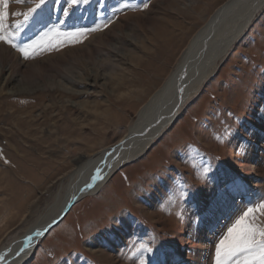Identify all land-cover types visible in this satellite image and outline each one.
<instances>
[{"label":"rangeland","instance_id":"rangeland-1","mask_svg":"<svg viewBox=\"0 0 264 264\" xmlns=\"http://www.w3.org/2000/svg\"><path fill=\"white\" fill-rule=\"evenodd\" d=\"M228 1L89 0L69 8L68 0H47L18 44L52 28L107 26L78 40L52 33V44L28 59L0 42L5 61L16 57L33 73L60 53L72 56L78 82L75 95L58 80L26 91L6 85L0 64V249L27 234L84 162L129 136L140 109ZM30 6L9 0V24ZM91 47L99 52L75 56ZM202 87L164 136L74 205L26 264H215L227 229L264 200V9Z\"/></svg>","mask_w":264,"mask_h":264},{"label":"bare ground","instance_id":"bare-ground-1","mask_svg":"<svg viewBox=\"0 0 264 264\" xmlns=\"http://www.w3.org/2000/svg\"><path fill=\"white\" fill-rule=\"evenodd\" d=\"M262 9H264V0H230L218 9L216 14L208 20L205 27L192 39L177 67L162 88L151 97L148 104L140 109L138 119L128 130L129 136L125 137L117 146L108 148L84 162L63 189L64 192H60L61 195L49 207L48 212L28 228L27 234L10 246L0 249V256L4 257L3 260H0V264H26L34 256L40 240L44 238H39V235L46 231L71 203L77 201L76 204H78L82 199L84 200V198L101 192L119 167L141 157L155 145L176 122L183 108L193 99L192 97L198 94L201 87L213 77L218 66L227 58L233 45L248 29ZM1 50H4V46ZM92 50H95V53L99 52V48L91 47L86 48L82 54L79 51L75 56L81 61L86 56V51L91 52ZM1 54L0 64L7 69L9 74L5 82L6 85L14 82V84L17 83L24 88L26 87V91H31L33 85L39 86L40 83H43L45 89L48 86L45 85L48 80L51 83L58 80L61 82L64 93L75 95L74 93L77 91L75 86L78 82L72 77L77 66L72 64L74 62L72 56H64L60 53L58 57L63 59L57 58L52 62L53 65L48 67L38 66V73H33L30 66L24 67L19 62L20 60H14L16 57L11 58L8 63L7 60L5 61V56ZM56 55L58 54L52 56L56 57ZM32 68L34 67L32 66ZM61 80L67 85L63 84ZM56 83L58 84V82ZM20 110L22 111V109ZM97 168L102 170V179L93 181L92 176ZM88 184L93 186L89 188L87 187ZM66 193H68L67 196H65ZM37 233L40 234L37 235ZM28 237H31V239L28 240ZM21 248H24L23 252H20ZM17 253L20 254L17 255ZM204 264H207V262L205 261Z\"/></svg>","mask_w":264,"mask_h":264},{"label":"snow or ice","instance_id":"snow-or-ice-1","mask_svg":"<svg viewBox=\"0 0 264 264\" xmlns=\"http://www.w3.org/2000/svg\"><path fill=\"white\" fill-rule=\"evenodd\" d=\"M17 4L28 3L31 6L27 8L26 12L12 13L14 17L22 16L23 19H16L12 24L8 22V7L9 0H0V42H4L13 48L20 51L25 59H28L31 54L35 53L37 47H44L51 45V39H45L50 34L56 33L57 37L60 35L65 36L66 39L78 40L79 35L84 31H97L104 25H97L96 28L90 30L77 29L75 32L59 33L57 29H49L48 32L41 33L38 40H33L31 43L20 45L17 43L19 34L23 31L24 25L31 20L34 15L47 3V0H15ZM59 2V0H57ZM89 0H68L69 8L80 3L87 4ZM148 5L144 4L146 8ZM123 8L132 7V5L125 3ZM69 8L64 9V15L67 16ZM63 23V22H61ZM207 171V170H205ZM102 170L96 169L92 180L96 181L102 179ZM88 184L87 187H92ZM186 195V193H182ZM40 233H37L39 235ZM28 240L31 237L27 238ZM141 249L145 245L140 246ZM150 250V249H148ZM24 248L20 249L23 252ZM20 253H17L19 255ZM4 257L0 256V260ZM215 264H264V200L259 203L248 207L227 229L226 234L216 245L215 250Z\"/></svg>","mask_w":264,"mask_h":264},{"label":"water","instance_id":"water-1","mask_svg":"<svg viewBox=\"0 0 264 264\" xmlns=\"http://www.w3.org/2000/svg\"><path fill=\"white\" fill-rule=\"evenodd\" d=\"M77 202V201H76ZM76 202L74 203H71L68 208L66 210H64V212L62 214H60L57 219L55 220V222L44 232H42L40 235H39V238H43L45 237L48 232L50 231L51 228L55 227L57 224H59L63 219L64 217L70 212V210L72 209L73 205L76 204ZM38 238V239H39Z\"/></svg>","mask_w":264,"mask_h":264}]
</instances>
